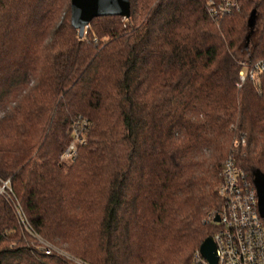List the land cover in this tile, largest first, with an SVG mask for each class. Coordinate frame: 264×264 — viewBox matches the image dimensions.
I'll use <instances>...</instances> for the list:
<instances>
[{"label":"trees","instance_id":"obj_1","mask_svg":"<svg viewBox=\"0 0 264 264\" xmlns=\"http://www.w3.org/2000/svg\"><path fill=\"white\" fill-rule=\"evenodd\" d=\"M207 2L130 0L80 38L70 0H0V179L49 243L91 264H192L217 230L204 218L224 159L264 177V75L236 85L264 56V0L217 20ZM48 9L21 64L12 35ZM77 121L84 142L61 163ZM0 264L71 263L33 247L0 196Z\"/></svg>","mask_w":264,"mask_h":264},{"label":"built area","instance_id":"obj_2","mask_svg":"<svg viewBox=\"0 0 264 264\" xmlns=\"http://www.w3.org/2000/svg\"><path fill=\"white\" fill-rule=\"evenodd\" d=\"M240 9V0L207 2L208 15L214 20ZM239 65L237 87L247 81L258 86L264 75V56L255 61L241 60ZM85 127L84 121H77L71 126L69 139L58 157L61 163L73 161L79 144L84 142ZM239 144L244 145L245 141H235L233 147ZM219 178L217 193L221 199V208L204 218L206 223L217 226L211 237L216 246L217 264H264V223L252 178L236 164L232 153L224 159ZM0 196L10 203L23 236L31 240L33 247L46 255L57 254L71 264H91L54 246L34 231L13 194L9 179H0ZM216 215L219 216L217 222L214 221ZM192 264H207L199 250H196Z\"/></svg>","mask_w":264,"mask_h":264},{"label":"water","instance_id":"obj_3","mask_svg":"<svg viewBox=\"0 0 264 264\" xmlns=\"http://www.w3.org/2000/svg\"><path fill=\"white\" fill-rule=\"evenodd\" d=\"M99 16H121L129 18L130 0H70V23L72 27L78 30L80 38L83 37L85 29L92 18ZM253 16L254 12L251 14V17ZM257 175L253 178L255 188ZM263 203L262 197L258 195L259 211L263 207ZM260 214L263 218L262 211H260ZM214 221H219L218 215L215 216ZM198 250L207 264H217L216 246L211 237L206 238L200 244Z\"/></svg>","mask_w":264,"mask_h":264},{"label":"rangeland","instance_id":"obj_4","mask_svg":"<svg viewBox=\"0 0 264 264\" xmlns=\"http://www.w3.org/2000/svg\"><path fill=\"white\" fill-rule=\"evenodd\" d=\"M38 18H23L18 23V28L14 31L12 35V40L14 43V48L18 50L17 59L21 64H25L28 60V56L33 49V46L37 39L39 38L42 26L44 22L50 16V10L48 9L47 12L43 10H39L37 13ZM141 14H136V21L141 19ZM262 21L259 19L256 20L254 29L256 30L254 33V38L258 36L259 28ZM256 191L257 196L264 197V177L257 175L256 176ZM264 210V206L261 208L260 211ZM27 239V238H26Z\"/></svg>","mask_w":264,"mask_h":264}]
</instances>
